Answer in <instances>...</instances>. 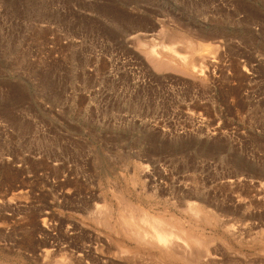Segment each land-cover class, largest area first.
<instances>
[{
    "label": "rangeland",
    "instance_id": "obj_1",
    "mask_svg": "<svg viewBox=\"0 0 264 264\" xmlns=\"http://www.w3.org/2000/svg\"><path fill=\"white\" fill-rule=\"evenodd\" d=\"M161 29L193 42L165 41L189 75L140 48L165 55ZM111 187L150 212L200 202L237 228H204L218 264H264V0H0V264L92 244Z\"/></svg>",
    "mask_w": 264,
    "mask_h": 264
},
{
    "label": "bare ground",
    "instance_id": "obj_2",
    "mask_svg": "<svg viewBox=\"0 0 264 264\" xmlns=\"http://www.w3.org/2000/svg\"><path fill=\"white\" fill-rule=\"evenodd\" d=\"M160 36L161 37H159V38H162L161 43H163V41L164 42L170 41V42H173V44L180 43L182 46H184V49H187V50L191 49V47L193 48V44H192L193 42L191 41V39H186V37H183L182 35L177 36V37L172 36V35L166 33V31H163V29H161L160 30ZM147 44H149V43L147 42ZM159 44H160V42H159ZM166 44L167 43L165 42L164 47H162V51H164L166 53L165 55L156 53L155 52L157 50L156 47H155V49H156L155 51H153L150 48V50H152V52L149 49H146V47H148L149 45H147L146 47L142 45L140 48L144 47L143 51L145 52V54H147L151 64L153 65V68H155L157 71L171 70V71H176L179 73L189 75L190 72L188 73L186 71H189L190 69H187V70L181 69L182 66L179 67L177 62L174 59V57L175 58L178 57L177 59L180 60V63L185 62L189 58L188 54L187 55H181L179 52H177L178 50L176 51L174 49V47H173L174 45L171 46V45H166ZM145 45H146V43H145ZM161 45H163V44H160V47H161ZM187 50H186V53L190 51V50L189 51H187ZM157 51L159 52L160 50H157ZM182 64H184V63H182ZM186 65H187V63H186ZM171 71H169V72H171ZM151 164H152V162H151ZM154 164H156V163H154ZM137 166H136V168H137ZM155 166H158V165H155ZM162 169H164V168H162ZM162 169H161V171H162ZM154 170H155V168H154ZM133 172H134V170H133ZM140 172L138 174H142ZM135 174H137V173H135ZM145 174L148 175L147 172ZM135 176L137 177V175H135ZM152 176H153V174H152ZM141 177L144 178V176H142V175H141ZM167 177L169 178V176H167ZM123 178H125V177L122 176V179ZM164 178H165V176H164ZM188 178H186V179H188ZM124 180H126V178ZM114 182L112 184L113 186H114ZM133 182H136L135 178H134ZM180 182H182V181H180ZM229 182H230V179H229ZM232 182H233V180H232ZM125 183H126V181H125ZM129 183H132V182H129ZM162 183H164V182H162ZM168 183L169 182H167V184ZM134 185H132V186H134ZM121 187H123V186H121ZM134 187H136V186H134ZM154 187L155 186H153V188H150V189H154ZM188 188H189V186H188ZM111 189H113V195L110 196V198L112 197L113 200L115 201V204L117 206V207L115 206L117 209L116 210L117 213H114L115 210L113 207L114 203L112 204L113 201L108 202V201H106V199L100 198L103 200L102 201L103 204H101V206H97V205L95 207L93 206L94 210L93 209L91 210L93 212L91 213L92 215H90L91 216L90 219H91L92 223H94L96 225V227L98 226L101 229L100 232L98 231L99 233L93 232V233H95L94 237H92L94 239L93 243L92 244H86L84 242L79 247H75L73 249L70 247L71 250L68 248L69 250H68V252H65L66 254L62 253V255L63 254L66 255V256L64 255L66 258H63V259H55V257H54L55 256L54 255L55 254V250H54L55 248L54 247H53L54 249L49 248V250L45 251V256H46L45 258L48 261L47 262L48 264H218V262H216L215 260L220 259L219 257L221 255L220 256H218V255H219L220 249H222V248H220L221 245L220 246L216 245V241L219 242L220 237L218 239L217 238L218 236H215V239H218L215 241L213 236H210V233H208V235H207L204 231V228L207 226V224H209V225L213 224V226L214 225L218 226L217 221L220 218H217L219 215H215L217 213L214 214V212H213V214H212V213H210L209 210L206 211V209H204V208H202V206L198 205L200 202L197 203V205H196V204H193L191 202L186 201L187 203L184 204L180 201L181 199H179L178 201L181 202L183 205L182 204L176 205V208H177L179 215H176L175 213L169 212L168 210H166L167 208L163 209L161 212H157L158 210L156 211V209H154L156 212H150L148 209L141 206V204L134 203L131 200H129L126 196L127 194L125 195L120 189L114 188V187L113 188L111 187ZM127 189H129V188L127 187ZM140 189L143 190V193L146 192L143 188H140ZM146 189H149V188L147 187ZM126 191L128 192L129 190H126ZM186 191H188V190H186ZM192 191L194 192V190H192ZM195 191H196L195 193L197 194L198 193L197 190H195ZM188 192H191V191H188ZM106 193H105V195H106ZM129 193H131V192H129ZM137 193H139V191ZM185 193H184V195H185ZM148 194H149V192L147 193V195ZM96 195H99V193H97ZM191 195H192V197L194 196L193 194H191ZM144 197H146V195ZM188 197H189V194H188ZM110 198L108 197V200H110ZM149 198H151V197H149ZM196 198H199V197H196ZM141 199H143V198H141ZM141 199H139V200H141ZM155 199H158V198H155ZM166 199L168 200V198H166ZM170 199H172V198H170ZM146 200H145V202H146ZM149 200H152V199H149ZM185 200H187V198H185ZM189 201H191V200H189ZM155 202H156V200H155ZM193 202H196V201H193ZM152 203L153 202H151L150 205ZM166 203H170V202H166ZM208 203H206V204H208ZM150 205L147 207H150ZM155 205H158V204H155ZM202 205H204L203 207L206 206L205 203ZM168 206H170V204ZM153 207H155V206L153 205ZM151 209H152V206H151ZM152 211H153V209H152ZM172 211H174V210L172 209ZM86 213H88V212H86ZM86 213H85V216L87 215ZM49 215H51V214H49ZM81 216H82L81 217L82 219L87 217V216L85 217L83 215H81ZM46 217L49 219L52 217V215H51V217L50 216H46ZM47 218L44 217L42 219V225L45 227L46 226L51 227L52 224H50V226H48L49 225L48 223H50L52 221H48L47 225H44V223L46 224ZM51 220H54L53 217ZM86 220H87V218H86ZM88 220H89V218H88ZM220 220L223 221L224 219H220ZM220 220H219V226L221 227V229L224 232L225 231L231 232L230 234L232 235V233L235 231L234 229H237V228H234L233 225H231V224L221 225ZM91 221H90V223H91ZM84 222H86V221H84ZM223 222L225 223V221H223ZM79 223L82 226L81 221H79ZM228 223H229V221H228ZM68 225H69V223H68ZM209 225L207 227H209ZM236 225H238V224H236ZM89 226L90 225H87V227H89ZM45 227H43V228H45ZM95 229L96 228L94 227V230ZM65 231H67V230H65ZM240 231L242 234V229H240ZM235 233H237V232L235 231ZM238 233H240V232H238ZM87 236H90V234H88ZM235 237H236V234L234 237H232L233 242H235L234 240H236ZM252 239H254V238L252 237ZM258 240H259V238H258ZM253 241H256V240H253ZM251 242H249V243H251ZM261 242H263V240ZM222 244H224V242ZM263 244H261V248H259L260 246L257 245L258 250L262 249V246L264 248ZM229 245H231V243ZM248 245H250V244H248ZM251 245H253V244L251 243ZM255 246H254V248H255ZM50 247H51V245H50ZM224 247H225V245H224ZM227 248L230 249L229 246ZM41 251L40 252L42 253V255H44L43 250H41ZM56 251H59V249L57 248ZM63 251H65V249ZM261 251H263V250H261ZM220 261H223V260L220 259ZM236 263H237V261H233L231 264H236Z\"/></svg>",
    "mask_w": 264,
    "mask_h": 264
}]
</instances>
